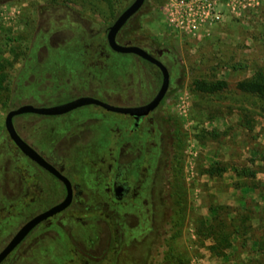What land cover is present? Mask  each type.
<instances>
[{"label": "rangeland", "instance_id": "rangeland-1", "mask_svg": "<svg viewBox=\"0 0 264 264\" xmlns=\"http://www.w3.org/2000/svg\"><path fill=\"white\" fill-rule=\"evenodd\" d=\"M165 1L144 0L133 19V42L146 48L151 43L161 45L163 52L157 56L170 72L169 89L157 112L166 117L168 124L163 131L165 145L155 176L164 203L153 200L146 234L123 231V245H146V264H264V248L258 249L255 244L264 245V97L237 88L239 82L257 78L260 72L264 75V6L241 17L226 16L208 38L196 41L166 26L162 13ZM132 2L0 0V178L5 156L1 155L3 119L12 105H19L15 91L20 78L32 80L30 56L37 52L45 51L41 61L33 62V70H57L65 78L62 86L74 87L76 97L92 96L123 107L141 103L145 87L146 99L158 89L157 69L135 55L112 52L103 69L90 68L88 73L82 64L81 46L72 36L84 33L96 35L97 40L115 19L116 11ZM130 28L119 36V41L129 40ZM63 39L62 46L54 47ZM135 62L143 65L146 75L134 71ZM88 74L92 82L113 91V95L101 97L92 93ZM195 80L224 81L226 88L202 93L194 90ZM45 82L55 88L52 78ZM129 86L131 93L126 90ZM80 116L87 118L86 127L74 139L60 140L55 134L59 126ZM34 118L37 123L31 142L21 135L22 139L45 160L50 161L43 153L49 146L59 158L69 159L82 169L86 164L78 155L90 151L95 154L109 139L107 122L124 117L92 106L63 116ZM72 169L70 166L60 171L69 177L67 170ZM43 173L42 201L26 205L11 225L5 224L8 212L0 214L3 236L23 218L58 201V181ZM176 181L184 186L186 201L185 219L178 225L170 219L168 197ZM18 200L15 198L13 203ZM18 208L19 204L17 211ZM53 232L59 238L46 236L39 245L59 246L64 254L68 253L60 238L65 235ZM81 232L92 241L91 226ZM227 234L229 238L225 239Z\"/></svg>", "mask_w": 264, "mask_h": 264}, {"label": "flooded vegetation", "instance_id": "flooded-vegetation-1", "mask_svg": "<svg viewBox=\"0 0 264 264\" xmlns=\"http://www.w3.org/2000/svg\"><path fill=\"white\" fill-rule=\"evenodd\" d=\"M130 4L116 11L115 19L105 28L104 34L97 37V40L94 39L96 35L87 36L84 33H72L74 39L81 46L80 56L82 64L88 73H90V68L103 69L106 64L110 62L112 52L121 55H134L113 51L107 41L109 27ZM139 10L131 16L117 32L115 41L122 46L135 45L146 51V47L134 43V34L136 33L133 27L135 23L133 19L136 17ZM130 27H132V29ZM128 28L131 29L129 40L125 42L119 41V36H122V33ZM64 40L65 39H63L62 43H58L54 47L62 46ZM95 41H97V43L93 44ZM44 53L45 51L37 52V54L30 56L32 64L29 73L32 74L33 78L31 81H25V78L22 81L20 78L15 91L16 102L19 103V105L15 107L12 105V108L6 112L5 117L9 111L24 105H31L38 108L52 107L71 102L81 97H90L101 101L92 96H74L73 94L76 90H74V87L66 88L62 86V82L65 81V78L63 77L64 75L57 72V70L55 72L37 71L36 73L33 70V62L36 59L41 61ZM153 56L160 60L157 55ZM134 65V71L146 75L141 63L135 62ZM153 66L160 74L161 84V73L155 65ZM140 74H138L139 77ZM89 75L91 74H88L87 80L90 82L87 83L91 85L89 88H91L90 91L92 93L100 95L101 97L113 95V91L106 88L102 89L99 83L92 82L91 80L93 79H91ZM112 77L113 76L110 75L111 79ZM46 78L53 79L55 83L53 84L55 87L54 89L45 82ZM117 79L116 81L118 82L119 80ZM131 83H133L132 80ZM131 89V86L126 88L130 93ZM158 89L146 99L147 91L145 87V92L143 93L145 99L141 103L123 107L131 108L146 105L153 99ZM130 93L128 99H130ZM122 98L124 97L122 96ZM29 101L36 102L39 105L30 104L28 103ZM162 101L147 115L145 114L138 117L107 111L101 106L90 104L74 108L60 115L24 113L12 118L16 134L26 143L21 135L31 142L30 136L32 131L35 130L37 123L34 117L50 118L63 116L83 107L90 108L92 106L102 109V112L114 113L124 117L122 119H117L115 121L110 120L107 122V124L110 125L108 134L109 139L104 146L98 148L95 154L90 151L85 153L82 152L78 155L79 160L86 164V167L82 169H79L77 164L69 159L59 158L55 149L49 146L46 148V151L43 152L50 160L47 161L26 143L60 175L67 179L71 190V201L65 209L48 217L33 227L23 240L15 245V247L3 258L0 264H146V245H123L122 232L124 231L130 235L136 234L138 236L139 234H146V220L150 217L148 215H150V206L153 204V200L156 199L159 204L164 203L156 187L155 179L156 173L160 169L159 165L162 160L161 154L165 145V134H163V131L168 125L166 117H162L159 114L157 115V112L160 111ZM101 102L105 103L104 101ZM89 111L95 114L91 109ZM97 114L101 115L100 112ZM5 117L3 119V129L1 133V155L5 156H3L0 178V214L2 215L7 211L8 213H6L9 216L5 224L11 225L12 220L20 216L21 210L26 205L42 201L44 187L43 172L48 173L58 181L59 197L55 204L44 208L42 211L29 218H23L21 223L16 224V226L12 228V231H9L11 233L9 238L7 237L9 232H5L7 234L3 236L1 232H4V229H0V236L2 235L0 252L4 250L12 237L26 222L60 204L67 196V187L60 179L30 160L14 144L5 129ZM86 119V117L80 116L78 119L65 122L57 129L55 133L56 136L60 137V140L64 142L74 139L80 129L86 127H84ZM70 166L73 167V169L71 171L67 170L69 178L64 176L60 169L66 170ZM18 197L19 203H13L14 199ZM18 204V209L20 210L17 211L16 208ZM85 226H91V229L94 230L92 241L86 234L81 232L82 228ZM9 228H11V226H9ZM53 231H60L65 235L60 238L63 239V248L66 249L68 253L64 254L59 246L39 245V241L46 236L50 238H59L57 233ZM70 240H72V244L69 243Z\"/></svg>", "mask_w": 264, "mask_h": 264}, {"label": "water", "instance_id": "water-1", "mask_svg": "<svg viewBox=\"0 0 264 264\" xmlns=\"http://www.w3.org/2000/svg\"><path fill=\"white\" fill-rule=\"evenodd\" d=\"M144 0H133V2L119 15V17L115 20V22L109 27L107 32V41L110 48L118 53L122 54H134L147 62L155 65L160 73H161V84L153 99L144 106L141 107H115L106 103H103L99 100L90 98V97H81L71 102L52 106V107H33L31 105H24L15 110H11L7 113L5 117V129L9 135V137L13 140L14 144L20 149V151L27 156L30 160L37 163L39 166L47 170L49 173L53 174L55 177L60 179L67 187V196L63 202L60 204L50 208L49 210L33 217L31 220L26 222L12 237L7 246L0 252V262L3 258L17 245L23 240V238L28 234V232L35 227L41 221L47 219L48 217L53 216L54 214L65 209L70 201H71V190L69 182L66 178L60 175L50 164H48L38 153H36L31 147H29L26 143H24L20 137L16 134L12 118L19 114L24 113H34L40 115H60L66 113L74 108L84 106V105H98L106 109L107 111L121 113V114H129L133 116H142L147 115L149 112L154 110L160 102L165 97L168 88H169V71L167 67L149 52L144 49L135 46V45H119L115 41V37L117 32L124 26L126 21L133 16L143 5Z\"/></svg>", "mask_w": 264, "mask_h": 264}, {"label": "built area", "instance_id": "built-area-1", "mask_svg": "<svg viewBox=\"0 0 264 264\" xmlns=\"http://www.w3.org/2000/svg\"><path fill=\"white\" fill-rule=\"evenodd\" d=\"M264 6V0H166L162 13L166 26L192 40L208 38L226 16L241 17Z\"/></svg>", "mask_w": 264, "mask_h": 264}, {"label": "trees", "instance_id": "trees-1", "mask_svg": "<svg viewBox=\"0 0 264 264\" xmlns=\"http://www.w3.org/2000/svg\"><path fill=\"white\" fill-rule=\"evenodd\" d=\"M146 51L152 55H159L163 52L161 45L156 43H151ZM194 90L202 93H217L226 88V83L224 81H206V80H195L193 82ZM237 88L243 92L255 94L264 97V75L262 72L258 73L257 78L239 82ZM264 161V159H263ZM180 172V171H179ZM247 172V171H244ZM178 173V172H177ZM178 180V179H177ZM170 202V219L173 223L182 224L185 219V192L184 186L180 181H176L174 188L169 193ZM225 239L229 238V235H225ZM258 249H263L264 245L261 243H255Z\"/></svg>", "mask_w": 264, "mask_h": 264}]
</instances>
